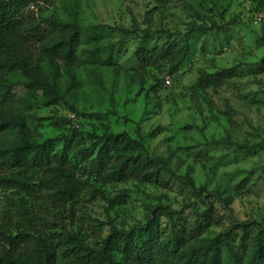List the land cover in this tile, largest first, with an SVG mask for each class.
Here are the masks:
<instances>
[{
    "label": "rangeland",
    "instance_id": "374dc122",
    "mask_svg": "<svg viewBox=\"0 0 264 264\" xmlns=\"http://www.w3.org/2000/svg\"><path fill=\"white\" fill-rule=\"evenodd\" d=\"M22 19L24 68L0 73L21 86L13 110L0 103V153L74 131L83 146L127 134L158 168L150 181L112 184L78 173L74 198L47 172L13 177L34 193L0 183V224L45 248L39 262L27 250L17 260L84 264L114 233L154 227L166 239L176 223L210 214L218 225L184 251L218 242L220 264H233L228 246L247 262L264 228V0L33 1ZM30 31L55 32L42 44ZM75 34L74 60L48 52Z\"/></svg>",
    "mask_w": 264,
    "mask_h": 264
},
{
    "label": "trees",
    "instance_id": "16d2710c",
    "mask_svg": "<svg viewBox=\"0 0 264 264\" xmlns=\"http://www.w3.org/2000/svg\"><path fill=\"white\" fill-rule=\"evenodd\" d=\"M46 2L48 0H0V73L3 70H23L24 42L20 37L23 28L22 14L32 2ZM34 32L39 43L52 37L54 32ZM79 44V35H73L67 42L54 46L50 54L74 60L75 51ZM137 59L146 63L151 54L147 51H138ZM148 58V59H147ZM4 60V61H2ZM46 90L56 94V91L47 83L39 82ZM19 84H9L0 80V103L11 111L16 107ZM89 145L83 146L80 135L74 131L71 137H60L44 142L41 145L32 144L23 140L19 146L7 154L0 153L5 159H0V183L8 188L26 193H34L29 185L13 178L19 172L42 171L56 178H66L70 185L63 191L68 198H74L77 186L75 176L78 173L102 178L106 183H121L132 179L150 181L154 176L157 162L148 156L135 155L143 146L127 134L91 135ZM60 144L61 150L55 147ZM157 166V167H156ZM173 220V216H171ZM218 225V221L210 214H201L199 222L195 224L178 222L171 228L168 238L163 239L154 227L141 231L138 236L114 233L103 249L89 251L83 257L84 264H144L152 259L169 262L170 264H220V244L215 242L207 250L199 254H187L185 246L197 241L206 229ZM29 233L21 230L15 233L6 225L0 224V264H27L19 262L17 254L23 250L29 251L34 262L42 260L45 248L39 249ZM120 259L114 258V253ZM228 254L233 264H264V228L260 229L253 239L252 254L247 262L236 256L228 246Z\"/></svg>",
    "mask_w": 264,
    "mask_h": 264
}]
</instances>
